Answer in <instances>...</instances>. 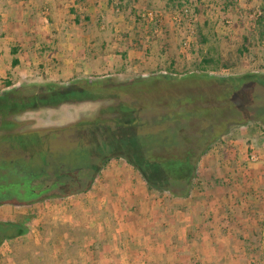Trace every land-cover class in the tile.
Here are the masks:
<instances>
[{"label":"crops","instance_id":"0c3cea01","mask_svg":"<svg viewBox=\"0 0 264 264\" xmlns=\"http://www.w3.org/2000/svg\"><path fill=\"white\" fill-rule=\"evenodd\" d=\"M118 1L0 0V88L27 80L56 82L81 71L82 61L73 59L92 56L97 36L75 26L87 23L98 33L93 18ZM75 8L84 12L85 22ZM5 82L11 85L4 87ZM239 128L224 136L255 133L253 127ZM241 138L238 145L232 141L231 147L206 152L184 198L153 195L125 161H110L89 191L41 203L34 218L38 230L27 224L25 235L6 240L0 257L10 253L11 260L0 262L47 264L41 251L51 250L59 258L67 253L62 264H260L261 167L248 162V150L255 146ZM257 152L261 160V147ZM34 251L38 259L32 258ZM58 256L49 264H58Z\"/></svg>","mask_w":264,"mask_h":264},{"label":"trees","instance_id":"16d2710c","mask_svg":"<svg viewBox=\"0 0 264 264\" xmlns=\"http://www.w3.org/2000/svg\"><path fill=\"white\" fill-rule=\"evenodd\" d=\"M121 6L119 3L115 8L121 9ZM254 22L257 29L263 27L264 16L257 15ZM249 38L242 36L232 57L216 60L207 57L202 64L212 66L211 70L219 67L228 70L236 66L249 52ZM15 64L13 61V66ZM173 66L174 62L170 61L169 69L174 71ZM173 73L178 77H141L116 88L118 91L132 90L140 96L136 103L139 111L132 113L131 119L127 118L131 115H128L131 105H117L119 109L124 108V112L118 115L121 118L117 119L124 124L136 120L135 128H129V123L124 126L125 133H101L102 124L96 125L97 128L100 126V133H65L72 128L84 131L86 124L82 121L74 127L58 130L23 131L24 123L21 125L16 119L26 112L102 98L111 90L98 83L77 89L60 88L56 83L46 81L0 88V206L31 207L83 194L90 190L113 158L123 159L135 170L148 191L160 195L168 193L178 198L189 196L199 161L233 125L221 120L227 111L225 93L229 90L216 93L211 88L216 79L210 75ZM199 81H205L209 90H199ZM10 85L4 83V87ZM146 105L150 107L147 118L139 116ZM259 108L263 121V99ZM112 120L111 117L108 123L116 130ZM59 130L63 133H57ZM250 154L248 150L247 156ZM31 219L32 213H28L13 222H0V247L6 240L25 235Z\"/></svg>","mask_w":264,"mask_h":264},{"label":"rangeland","instance_id":"374dc122","mask_svg":"<svg viewBox=\"0 0 264 264\" xmlns=\"http://www.w3.org/2000/svg\"><path fill=\"white\" fill-rule=\"evenodd\" d=\"M119 3L122 8L124 7L123 9L115 8V5ZM115 5L93 18L95 23H99L97 24L98 33L95 31L91 33V26H87V23L83 26H75L85 35L98 37L90 45L92 46L90 54L93 55H87L83 59H73V62L82 61V70L75 74H68V76L62 75L63 77L56 82L52 81L64 89L87 88L92 83H98L100 87L111 91L102 95V98L23 113L16 118L21 125L24 123L26 128L23 127L22 130H58L68 126L74 127L82 121L84 125L86 124L84 131L81 128H72L65 133H100V129L101 133H125L124 126L129 123V128H135L136 120H130L124 124L117 119L121 118L118 115L124 112L123 106L119 109L117 105L119 103L131 105L128 108L131 112L128 115H131L127 117L131 119L132 113L139 111L136 103L140 96L138 92L135 95L132 90L118 91L117 87L130 84L141 77L159 75L178 77L176 73H173L175 71L177 73L186 72L187 75L193 73L210 75L216 79L211 87L216 93L225 92V89L229 90L225 93L228 99L227 111L221 120H224L225 124L226 122L228 125L233 124L230 131L249 126L253 127L255 133H232V136H223L209 149L231 147L232 141L237 145L239 141H242L241 136L248 138V141H251L250 145L255 147L250 150L252 153L246 158L250 164L260 163L258 167H261L259 168L262 181L261 190L264 193V157H262L264 120L261 121V113L258 112L261 99L264 100V26L257 29L254 22L257 15L264 16V0H122V2L119 0ZM75 10L80 21L85 22L84 12L79 11L78 8ZM244 35L250 37L249 52L240 58L236 66L228 70L220 67L211 70L212 66L202 64V60L207 57H213L215 60L232 57L233 51L239 47ZM101 46L102 50L99 49ZM170 61L174 62L172 67L174 71L169 69ZM56 62L55 58H52V64ZM197 84L199 90H209L205 81H199ZM234 87H237V90H233ZM256 95L260 98H253ZM145 107V110L138 115L147 118L150 107L147 105ZM111 117L113 118L111 123L115 125L116 130L108 123ZM99 124H102L103 129H98L100 126L97 128L96 125ZM57 133L63 132L59 130ZM259 147H261V160L257 152ZM112 160L114 161L115 158L110 161ZM199 162L202 165V158ZM137 177L142 180L138 173ZM151 193L160 195L155 191ZM40 206L24 207L3 204L0 206V222H13L32 213V219L27 224L30 225L31 230H38L39 222L34 223V218ZM43 225L49 226L47 223ZM262 225L264 227V224ZM260 236V264H264L263 229ZM26 245L31 244L27 242ZM17 247L20 246H15V249ZM34 252H31L32 258L38 259V251ZM41 255H43V263L47 264L53 260L52 256H58L51 250L41 251ZM63 256L67 257V253ZM64 257L56 258L58 264L63 263L60 260L64 261ZM3 258L6 263L11 258L10 253H5L0 257V259ZM210 263L204 262L203 264ZM0 264H3V261Z\"/></svg>","mask_w":264,"mask_h":264}]
</instances>
